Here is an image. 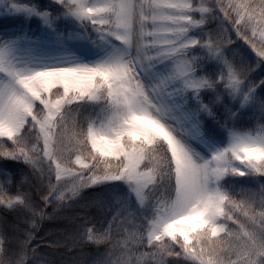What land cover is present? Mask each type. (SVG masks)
<instances>
[{
    "label": "snow or ice",
    "instance_id": "1",
    "mask_svg": "<svg viewBox=\"0 0 264 264\" xmlns=\"http://www.w3.org/2000/svg\"><path fill=\"white\" fill-rule=\"evenodd\" d=\"M45 221L72 264H264V0H0V264H60Z\"/></svg>",
    "mask_w": 264,
    "mask_h": 264
},
{
    "label": "trees",
    "instance_id": "2",
    "mask_svg": "<svg viewBox=\"0 0 264 264\" xmlns=\"http://www.w3.org/2000/svg\"><path fill=\"white\" fill-rule=\"evenodd\" d=\"M62 231L58 227V222L55 221H45L41 225V231L37 237L40 242V248L38 251L41 252L42 256H51L55 258L60 264H72V260L77 256L78 249H71L67 247H60L58 249H52L50 243L56 239L61 238ZM96 247L92 246L90 249H85V251H95ZM101 250H103L101 246Z\"/></svg>",
    "mask_w": 264,
    "mask_h": 264
}]
</instances>
